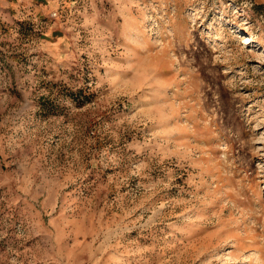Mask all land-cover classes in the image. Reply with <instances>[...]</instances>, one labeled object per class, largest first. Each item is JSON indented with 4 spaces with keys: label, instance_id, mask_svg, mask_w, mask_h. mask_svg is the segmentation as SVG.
Here are the masks:
<instances>
[{
    "label": "rangeland",
    "instance_id": "rangeland-1",
    "mask_svg": "<svg viewBox=\"0 0 264 264\" xmlns=\"http://www.w3.org/2000/svg\"><path fill=\"white\" fill-rule=\"evenodd\" d=\"M0 264H264V0H0Z\"/></svg>",
    "mask_w": 264,
    "mask_h": 264
}]
</instances>
